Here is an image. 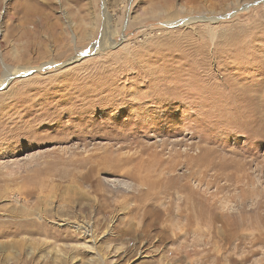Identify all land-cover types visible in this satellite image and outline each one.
I'll use <instances>...</instances> for the list:
<instances>
[{
	"label": "rangeland",
	"instance_id": "rangeland-1",
	"mask_svg": "<svg viewBox=\"0 0 264 264\" xmlns=\"http://www.w3.org/2000/svg\"><path fill=\"white\" fill-rule=\"evenodd\" d=\"M9 75L0 264H264V0H0Z\"/></svg>",
	"mask_w": 264,
	"mask_h": 264
},
{
	"label": "bare ground",
	"instance_id": "bare-ground-1",
	"mask_svg": "<svg viewBox=\"0 0 264 264\" xmlns=\"http://www.w3.org/2000/svg\"><path fill=\"white\" fill-rule=\"evenodd\" d=\"M41 15H32V18H40L39 21H33L34 24V28L35 26H39L42 27L43 26V22L44 25L46 24V22L48 21V17L45 19V17H40ZM103 29L105 30V32L102 34L104 35L106 33V31L108 30L107 27V20L104 19L103 22ZM37 29V27H36ZM102 45V44H101ZM32 70L30 68H24L21 69L19 71V75H25L26 73L31 72ZM18 72V71H17ZM8 75V74H7ZM13 77V75H9L4 77V79L2 80V82H0V87L5 86L8 81ZM160 154V153H159ZM151 157V156H150ZM166 160V159H165ZM164 161V160H163ZM162 161V162H163ZM169 162V161H168ZM166 163V162H165ZM171 165V164H170ZM173 166V165H172ZM119 169V168H118ZM190 170V169H189ZM188 170V171H189ZM141 173V172H140ZM187 174V173H185ZM194 174V173H193ZM86 174H84L85 176ZM137 175V174H136ZM193 177V176H192ZM84 178V177H83ZM173 182V181H172ZM175 185V184H174ZM177 189V188H176ZM170 191V190H169ZM176 191V190H175ZM178 192V191H177ZM165 193V192H164ZM200 197V196H199ZM195 193H191L189 196L187 197H183L181 198V202L178 204V206L176 208H172L171 205L165 207V209L162 211L160 209L154 208L153 209H148L144 210L143 212V218L146 219V230H148L147 228L153 227L156 231H157V237L159 238L161 236L160 239H163L164 237H169L171 238V240H177L179 238H185L186 237V231L191 229V228H195L198 226V224L201 221V209L199 208L200 206V201L201 199L199 198ZM239 197V196H238ZM205 198V197H204ZM178 199V198H177ZM207 199V198H206ZM211 199V198H210ZM218 200V198H217ZM211 201V200H210ZM228 201V200H227ZM237 201H239V203H243L245 201L244 197L242 196L241 198L237 199ZM207 202V201H206ZM217 202V201H216ZM159 203V202H158ZM164 203V202H163ZM167 203V202H166ZM178 203V202H177ZM202 203V202H201ZM221 203V202H220ZM246 203V202H245ZM174 204V202H173ZM214 203H212L209 208L207 209H211L210 207L213 205ZM216 204V203H215ZM214 204V205H215ZM258 204L261 205V202H258ZM217 205V204H216ZM215 205V206H216ZM242 205V204H241ZM246 205V204H245ZM150 206V205H149ZM174 206V205H173ZM176 206V205H175ZM222 206V205H221ZM225 206V205H224ZM208 207V206H207ZM219 207V206H218ZM217 207V208H218ZM152 208V207H151ZM221 209V208H219ZM244 211V210H243ZM219 214V213H217ZM208 215V214H207ZM232 215V214H231ZM250 217V216H249ZM208 219V218H207ZM211 220H215L218 219L221 221L222 226H223V230L224 232H227L229 236L231 235H235V233H237L238 229H240L242 227V225H239L237 223V220L235 218H230L229 215L227 214H222L220 216L212 213L210 218ZM240 220V219H239ZM258 221V220H257ZM168 222H170L172 225L173 223H181L183 226V229L185 230L183 233H179V231H174V233L172 234V236L169 234V232L167 231L168 228ZM206 222V221H205ZM245 222V221H244ZM247 222V221H246ZM245 222V223H246ZM214 223V222H213ZM220 223V225H221ZM248 223V222H247ZM246 223V224H247ZM177 225V224H176ZM180 225V224H179ZM244 225V224H243ZM246 225H244L243 227H245ZM209 228V227H208ZM151 229V228H150ZM169 229V228H168ZM249 229V228H247ZM177 230V229H176ZM246 230V229H245ZM82 233H88L89 230L88 229H84L82 230ZM173 232V229L171 230ZM183 231V230H182ZM231 231H233V234H230ZM237 231V232H236ZM171 232V233H172ZM191 232V231H190ZM147 233V231H146ZM189 233V232H188ZM241 233V232H240ZM213 234V233H212ZM218 234H222L219 233ZM240 236V235H239ZM190 237V236H189ZM180 240V239H179ZM196 254V253H195ZM200 255V254H199ZM185 259V258H184Z\"/></svg>",
	"mask_w": 264,
	"mask_h": 264
}]
</instances>
